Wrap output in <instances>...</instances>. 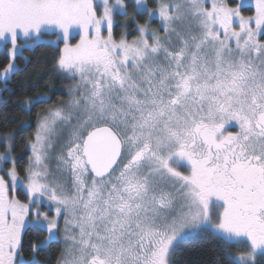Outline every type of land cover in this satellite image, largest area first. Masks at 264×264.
Masks as SVG:
<instances>
[{"label": "snow or ice", "instance_id": "snow-or-ice-1", "mask_svg": "<svg viewBox=\"0 0 264 264\" xmlns=\"http://www.w3.org/2000/svg\"><path fill=\"white\" fill-rule=\"evenodd\" d=\"M132 3L148 19L117 39L125 0H0V104L17 57L26 66L48 33L63 44L56 68L75 81L36 114L23 169L17 129L0 134V264H48L53 244L55 264H179L207 233L248 245L225 253L235 264L264 249V0L250 15L249 0ZM48 100L16 103L29 114Z\"/></svg>", "mask_w": 264, "mask_h": 264}, {"label": "trees", "instance_id": "trees-1", "mask_svg": "<svg viewBox=\"0 0 264 264\" xmlns=\"http://www.w3.org/2000/svg\"><path fill=\"white\" fill-rule=\"evenodd\" d=\"M129 7L127 11L129 15L136 13V20L144 23L148 19L145 12L135 10V6L131 0H126ZM151 8L152 0H147ZM128 16L117 15V25L114 28V35L117 37L122 31H127L129 37L135 34L133 31V23ZM124 20V21H123ZM158 20L152 19L151 26H157ZM74 40V39H73ZM72 40V41H73ZM62 43L56 44L40 43L33 50H25L24 56L29 58L27 65L19 56L16 59L17 65L22 71L11 77L12 94L4 93L8 98L7 104H0V134L17 129L14 136L13 156L16 157V165L18 169H23L28 161L29 150L26 147L28 138L31 137L35 130L36 114L43 109L57 103L59 100L66 98L65 88L70 83L67 75L56 68V57L59 54V48ZM8 62L6 50L0 51V70ZM50 97L47 103H38L31 107L29 114H25L17 107V101L26 96L33 97L37 94ZM21 120L31 121V127L20 129L19 122ZM23 172L21 171V175ZM29 239L25 236V241ZM238 244L226 246L220 240L215 239L211 233L193 237L185 243L177 252L176 258L179 264H235L226 258L225 253L241 252L237 248ZM60 244H53L51 249V258L48 264H55L56 257L59 255ZM46 253H41L39 259L44 260ZM257 264H264L260 256Z\"/></svg>", "mask_w": 264, "mask_h": 264}, {"label": "rangeland", "instance_id": "rangeland-1", "mask_svg": "<svg viewBox=\"0 0 264 264\" xmlns=\"http://www.w3.org/2000/svg\"><path fill=\"white\" fill-rule=\"evenodd\" d=\"M132 1V0H131ZM125 2L127 3V1L125 0ZM229 2H230V4L232 5V6H235L238 2H239V0H229ZM146 3H147V5H148V1L146 0ZM152 4H153V6L151 7V8H155V6H156V4H155V0H152ZM128 5V4H127ZM251 5V0H249V6L248 7H245V8H243L242 9V14H244V15H250V14H252V12H253V8L250 6ZM128 7H129V5H128ZM148 7H149V5H148ZM150 8V7H149ZM135 19V22H134V19ZM129 20L133 23V25H134V29H133V31L135 32V34L134 35H132L131 37H129V39H131L133 36H135V35H137L138 33L136 32V23H139L137 20H136V13H131L130 15H129ZM157 20V19H156ZM124 21V20H123ZM152 28H154V29H156V28H159L160 27V24H159V21H158V24H157V26H151ZM122 32H124V31H122ZM121 32V33H122ZM121 33L116 37L117 39H119V37H120V35H121ZM74 39V40H73ZM43 40L45 41L44 43H50V44H56V43H58L57 42V40H56V36L54 35V34H52V33H48V34H46L44 37H43ZM73 40V41H72ZM78 40H79V34H78V30H73V34H72V37H71V43H76V42H78ZM61 48L63 47V44L60 46ZM16 64H17V62H16ZM2 70V69H1ZM66 74V73H65ZM67 75V77L70 79L69 81H70V83L67 85V87L65 88V93H66V98H64V99H61V100H67L68 99V96H69V89L72 87V85L75 83V81H73L72 79H71V77H70V75L69 74H66ZM42 97H44V98H47V96L46 95H43ZM61 100H59L57 103H54V104H52V105H55V104H58ZM51 105V106H52ZM50 107V106H49ZM48 108V107H47ZM4 148H5V145H4V143H3V141H0V152H3L4 151ZM29 150V149H28ZM29 154H30V151H29ZM12 155H13V153H12ZM55 162L53 161V164H54ZM10 165L9 164H5L4 165V167L5 168H8ZM181 171H184V169H180ZM23 175V174H22ZM18 195L20 196V198L21 199H23L24 198V196H23V194L22 193H19L18 192ZM235 244H238V246H237V248L238 249H241L242 251L241 252H234L233 253V255H241V254H243V255H247L248 253H249V251H250V249H249V247H248V245L246 244V243H235ZM262 257V260L264 261V249H261V250H258L257 252H256V257H255V264H257L258 262H259V259H261V258H259V257ZM235 262V261H234Z\"/></svg>", "mask_w": 264, "mask_h": 264}]
</instances>
